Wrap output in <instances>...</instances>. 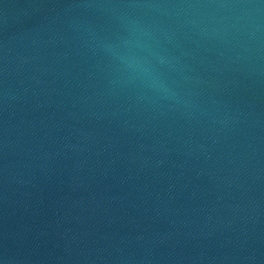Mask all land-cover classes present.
Masks as SVG:
<instances>
[{"label":"water","instance_id":"water-1","mask_svg":"<svg viewBox=\"0 0 264 264\" xmlns=\"http://www.w3.org/2000/svg\"><path fill=\"white\" fill-rule=\"evenodd\" d=\"M0 264H264V0H0Z\"/></svg>","mask_w":264,"mask_h":264}]
</instances>
